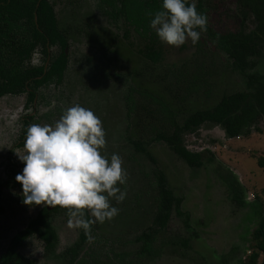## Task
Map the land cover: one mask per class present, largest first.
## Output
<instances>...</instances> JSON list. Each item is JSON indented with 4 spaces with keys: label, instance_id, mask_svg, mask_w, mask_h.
<instances>
[{
    "label": "rangeland",
    "instance_id": "1",
    "mask_svg": "<svg viewBox=\"0 0 264 264\" xmlns=\"http://www.w3.org/2000/svg\"><path fill=\"white\" fill-rule=\"evenodd\" d=\"M66 1L69 69L62 86L46 88L41 93L44 100L37 101L35 122L54 124L74 104L91 109L102 120L107 134L103 154L110 158L116 153L124 161L128 181L120 187L127 191V197L123 203L111 201L120 209L119 215L104 224H94L92 241L78 250L75 259L71 249L79 242L82 230L68 227V211H55V208L48 218L58 237L55 248L49 251L46 243L34 236L23 243L20 254L36 264H76L78 261L85 264H246L252 251V234L258 227L257 213L264 204V171L258 166V158L264 156V122L235 139H230L223 127L212 123L203 125L195 133H186L185 146L204 156L203 166L191 167L167 143L154 138L166 128V119L159 111L161 106L153 102L146 105L138 96V102L147 106V112L129 114L126 98L130 87L138 91L147 88L170 107L182 124L198 110L213 109L224 96L245 91L249 80L232 68L228 55L216 51L208 33L202 32L195 46L190 40L180 48L162 43L165 64L172 68L151 71L135 83L129 78L140 69L142 62L132 57L129 41L136 50H144L148 41L136 32L123 13L117 19L105 14L104 10L110 15L118 12L121 4L101 6L100 0ZM191 1L198 3V0ZM204 8L207 29L227 34L239 28L236 0H204ZM91 16L97 17V21L88 28L86 24ZM107 27L111 30L107 36L110 45L104 48L96 41L103 40ZM252 29L254 24L246 28L248 32ZM254 60L257 63L254 72L264 75V51ZM37 63L42 64V58ZM35 108L27 106L25 95L0 100L1 253L48 207L23 204L22 185L17 181L4 185L9 180L8 153L15 150L14 145L20 139L22 118ZM137 143L145 150H138ZM16 152L18 157L26 154L24 148ZM157 165L174 195L183 200L186 217H179L174 211L168 227L155 238L154 254L141 255L142 243L138 238L153 228L157 210L156 193L151 185ZM226 170L237 175L247 189L244 204L237 203L222 179L221 173Z\"/></svg>",
    "mask_w": 264,
    "mask_h": 264
},
{
    "label": "trees",
    "instance_id": "2",
    "mask_svg": "<svg viewBox=\"0 0 264 264\" xmlns=\"http://www.w3.org/2000/svg\"><path fill=\"white\" fill-rule=\"evenodd\" d=\"M105 1L112 5L114 3L112 0ZM236 2L238 5V17L241 21L237 31L219 34L208 30V35L211 39L213 38L212 43L215 45V50L222 51L228 55L232 68L249 80V85L245 91H236L224 96L213 109L198 110L190 114L182 124L178 123L177 115L172 112L170 107L166 106L159 97L147 88L138 91L130 87L129 96L126 98L129 114L140 113L142 111L147 112L146 105L150 102L161 106L159 111L166 119L164 124H166V128H169V131L164 127L165 131L160 132L154 138L167 143L174 153L191 167L203 166L204 156L201 153L190 151L185 146L183 136L186 133H195L203 125L212 123L223 127L227 136L230 139H235L246 135L249 130L264 122V75L260 72H254V68L257 67L254 59L260 57L264 51V0H236ZM189 3H191L190 0ZM162 4L163 0H123L122 2L121 12L126 15L129 24L144 40L148 41V43H145L144 50L143 48L136 50L135 45L129 41L132 57L135 61L139 60L142 62L140 69L135 70L134 74L129 78V80L132 79L135 83H137L139 78H143L151 71L160 69L168 71L172 68L171 66H166L163 44L159 42L157 35L152 32V28L150 27L151 19L154 18L155 13L163 10ZM196 7L198 12L204 14V0H199ZM5 17L6 15L0 16V97L9 94L17 95L24 92V81L25 76H27L22 71L20 74L16 67L9 69L7 68V63L6 67L4 65L5 53L10 58L12 53L18 52L17 37L12 34L17 14L15 11L10 13L11 22L7 21ZM50 17V14L46 12V18ZM42 18L43 16L41 15L40 21ZM89 20H93V18L89 17ZM3 22L9 23V26L4 28ZM250 24H254V29L248 32L246 28ZM8 34H12V36H6ZM50 38L54 43L59 42L62 49L67 45V42L63 39L58 40L51 36ZM106 38L107 33L105 32V36L103 37L104 42ZM42 40L44 39L38 36V43L42 42ZM105 45L107 43L102 46ZM5 46L9 48L7 52L3 51V47ZM67 63L68 59L63 52L59 56L58 63L54 62L51 65L45 78L42 81H37V87H40L48 80H62ZM173 68L176 69L177 66H173ZM36 72H38V69H36ZM175 77L178 76L176 75ZM195 80H197V77H195ZM29 96L30 100H33L35 97L34 94H29ZM138 96L141 98L140 101H146V105L138 102ZM153 112L154 110L151 111V113ZM257 130L260 131L259 129ZM147 132L149 133V131ZM135 146L138 150H145L140 143H137ZM212 161L210 160V162ZM258 166L264 171V156L258 158ZM221 177L227 183L237 203L244 204L247 189L240 183L237 175L226 170L221 173ZM151 185L156 193L154 197L157 210L154 216V226L149 229V232H145L138 238L142 243L141 255L148 254L150 256L154 254L152 246L156 236L168 227L173 212L175 211L179 217H186L182 209L183 200L174 195L169 188L165 174L158 165L154 173V183H151ZM58 209L63 208L56 206L55 210ZM50 214L51 212L47 208L43 209L39 216L24 231L17 234L7 251L0 255V264H36L17 252L23 243L34 236L43 240L49 251L53 250L58 237L55 229L49 222L48 218ZM257 214L258 227H256L252 234V251H250L246 264H264V204L261 205ZM94 231L95 227L93 225L92 235ZM88 241V238L82 231L79 242L71 249L73 259L77 256L78 250ZM76 264H85V261H78Z\"/></svg>",
    "mask_w": 264,
    "mask_h": 264
},
{
    "label": "clouds",
    "instance_id": "3",
    "mask_svg": "<svg viewBox=\"0 0 264 264\" xmlns=\"http://www.w3.org/2000/svg\"><path fill=\"white\" fill-rule=\"evenodd\" d=\"M162 9L151 19L150 27L159 40L180 48L189 40L195 46L207 31V17L189 0H163ZM102 120L91 109L74 104L54 124H31L24 141L22 202L27 206H60L68 210V227L83 231L92 241V226L104 224L119 215L112 204L123 203L128 181L119 154L109 158Z\"/></svg>",
    "mask_w": 264,
    "mask_h": 264
},
{
    "label": "flooded vegetation",
    "instance_id": "4",
    "mask_svg": "<svg viewBox=\"0 0 264 264\" xmlns=\"http://www.w3.org/2000/svg\"><path fill=\"white\" fill-rule=\"evenodd\" d=\"M100 1L101 3H103L101 4V6H103L104 4L112 6V4L107 3L105 0H100ZM112 1L114 2L113 5H116L117 3L121 4V8H122L123 0H112ZM190 2L192 3L191 0ZM66 4H67L66 0H0V16L6 15L5 19L11 22L12 20L10 18V13L12 11H15V13L17 14V19L14 22V32H12V34L15 37H17V45H18L17 51L18 52L12 53L13 55L11 54V56L9 55L10 58H8V55L5 53L4 54V65L6 67V63H7V68L11 69V68L16 67L17 71L20 72V74H21V71L27 74V76H25V81H24L25 83L24 92L17 94V95H12V94L5 95L3 97H0V100L4 99L5 97L25 95L27 97V106L28 107L34 106L35 108L39 98H42V101L44 100V97H42L43 95L41 94L44 89L46 88L49 89L51 87H60L64 84L63 83L64 77L67 74V71L69 69V64H70V57H69L70 43L68 41L69 28L67 26V22L64 17ZM237 10H238V5H237ZM104 11H105V14L112 16L115 19L118 18L117 17L118 14H122L121 9H119L118 12L115 13V15H110L107 10H104ZM46 12L50 14L51 16L50 18H46ZM41 15L43 16V18L40 21ZM204 15L206 16L205 8H204ZM124 16L126 18V15ZM96 21H97V17L93 18V20H90V22L86 24V26L88 28H91V26L96 24ZM2 24L4 28L9 26V23H6V22H3ZM47 27H48V30H47ZM105 30H106L107 36H109L111 30L108 27ZM208 30H211V29H207L206 31L207 33H208ZM152 32L155 33L153 29H152ZM12 34H8L6 36H12ZM38 36L44 39L40 43H38ZM50 36L57 38L58 40L63 39L64 41L67 42V45L62 49L59 42L54 43L51 41ZM89 38L93 40L91 35H89ZM106 40L108 41L104 42L103 40H101V41H96V43L99 45H103L107 43V45L104 46V48H106L108 45H110L108 43L110 41V37H107ZM211 41H213V38L211 39ZM159 42L161 41L159 40ZM7 50H9L8 47L6 46L3 47L4 52L5 51L7 52ZM63 52L65 53L68 59V63L64 71L63 79L60 81L59 80L57 81V79L48 80L44 82V84L41 85L40 87H37L36 85L37 81H42L45 78L51 65L54 62L58 63L59 56ZM38 57L42 58L43 60V63L40 65L37 63L39 59ZM36 69H38V72H36ZM29 94L35 95L33 100H30ZM36 112L37 110L35 108L34 111H32L30 114H27L26 116L22 118L23 129L21 130V133L19 135L20 139L18 143L14 145L15 150L9 151L8 153V165H7L6 173L9 177V180L8 182L4 183V185L11 183V181L16 182L15 178L17 174L22 173L24 164L23 162H21V160L17 156L16 150L24 148V141L26 139L27 128L31 124H36L35 122ZM0 195H1V188H0ZM48 207L46 208L48 209ZM52 210H49V211H52ZM1 213H3V209L1 208V203H0V214ZM11 242L8 245L7 249L10 247ZM21 248L22 247L18 248L17 250L19 254H20ZM7 249L2 253L0 252V255L4 254L7 251Z\"/></svg>",
    "mask_w": 264,
    "mask_h": 264
},
{
    "label": "water",
    "instance_id": "5",
    "mask_svg": "<svg viewBox=\"0 0 264 264\" xmlns=\"http://www.w3.org/2000/svg\"><path fill=\"white\" fill-rule=\"evenodd\" d=\"M48 209H49V210H52L53 208L49 206Z\"/></svg>",
    "mask_w": 264,
    "mask_h": 264
}]
</instances>
